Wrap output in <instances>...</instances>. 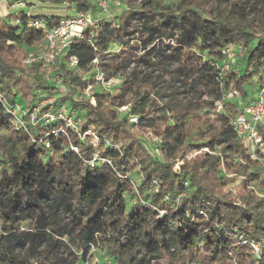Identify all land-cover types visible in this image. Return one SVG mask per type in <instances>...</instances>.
Segmentation results:
<instances>
[{
    "label": "trees",
    "instance_id": "1",
    "mask_svg": "<svg viewBox=\"0 0 264 264\" xmlns=\"http://www.w3.org/2000/svg\"><path fill=\"white\" fill-rule=\"evenodd\" d=\"M62 2L97 20L58 63L64 90L41 64L24 63L43 39L26 24L72 15L20 9L0 27V264H81L89 246L112 264H264V193L255 184L264 187V161L237 137L242 105L228 96L236 90L248 103L264 83V0H242L228 17L187 0H119L117 13L101 17L92 0ZM229 46L245 53L224 69ZM100 53H113L112 64L94 63ZM97 67L124 80L85 94ZM47 98L36 119L65 109L75 128L61 123L65 133L54 135L60 123L26 116V129L12 125L4 103L28 113Z\"/></svg>",
    "mask_w": 264,
    "mask_h": 264
},
{
    "label": "built area",
    "instance_id": "2",
    "mask_svg": "<svg viewBox=\"0 0 264 264\" xmlns=\"http://www.w3.org/2000/svg\"><path fill=\"white\" fill-rule=\"evenodd\" d=\"M118 5L119 2L109 0H96V6L99 10L100 16H108L110 13V6ZM2 7L5 9V15L0 17H5L9 12L24 9L26 5L22 1L16 0H0V13ZM97 20L92 16L90 12H80L75 13L71 17L63 18L59 21L58 25L48 26L46 21L41 19H29L26 26L41 32L43 39L42 42L35 46L31 51L27 53L24 58V63L26 65H31L34 63H39L42 65L45 71V80L51 84L60 86L64 90V86L61 80V77L56 74L58 63L63 60L66 56L68 48L70 46L71 40L73 38H80L83 30L86 28H91L96 26ZM232 47L231 49H229ZM235 50V51H234ZM245 53V48L243 47H233L229 46L224 51L225 56L224 60V69H228L227 62L232 61L234 58L242 57ZM94 63L97 64L95 60ZM68 65L74 67L77 65V59L74 57L69 58ZM108 72L101 69L100 67L96 68L94 75V85L101 86L104 89H109L113 84L115 78L109 77ZM92 89L90 85L86 90L85 94ZM228 96L235 97L239 100V104L242 105V110L236 115L232 121L233 129L246 149L249 157L251 159L259 160L260 163L264 161V141L261 135V129L264 126V83L261 85L257 91L253 100L248 103H244L241 100L239 93L236 90H233ZM0 101H4L3 93H0ZM53 102V98H47L36 103L35 107L31 112L26 113L23 111L22 107L18 103L7 104L4 103L6 111L12 116V125L16 128L26 129V122L23 120V116L28 118V121L33 125L42 122V124H53L60 123L56 130L51 131V134L65 133L63 124L69 128H75L76 124L68 115L67 111L59 110L51 112L49 110L44 111L41 116L36 119V113L41 110V108L46 105H50ZM221 108V103H217V109ZM122 109V108H121ZM130 121L135 122V118H131ZM92 135L91 132L87 133ZM73 151H77L75 147H71ZM259 155H261L259 157ZM98 161L97 155H94L89 165L93 166ZM101 162H108L101 160ZM251 247L255 253L259 251V243H251ZM94 246L88 247V253L86 259H84L81 264H98L96 257L92 256L90 249ZM108 264H112L110 259Z\"/></svg>",
    "mask_w": 264,
    "mask_h": 264
},
{
    "label": "rangeland",
    "instance_id": "3",
    "mask_svg": "<svg viewBox=\"0 0 264 264\" xmlns=\"http://www.w3.org/2000/svg\"><path fill=\"white\" fill-rule=\"evenodd\" d=\"M24 4L26 5V7L24 8V10H28V12H30L31 14L34 15H45V14H53V15H59V16H66V15H74L73 12V8L67 7V5L65 3L62 2V0H23ZM66 3H69L68 0H64ZM95 4H96V0H92ZM113 1H119V0H109V2H113ZM140 1H148V0H136V2H140ZM149 1H160L161 5H166L169 2H172V0H149ZM189 2V4L192 7H196V8H204V9H216L219 10L220 12L223 13V15L225 17L228 16H233V15H229L232 12V9L234 7V5L238 6L242 0H187ZM70 4V3H69ZM111 11L113 13H117L118 10L116 11V9H118L120 7V3L116 6H114V4H111ZM5 8L2 7V11ZM6 11H3L2 13H0V17L5 15ZM101 17V16H99ZM250 18V17H249ZM4 25V21L3 18L0 19V27H2ZM233 47H238V46H233ZM232 47H230L229 49H231ZM113 53H118L120 51L119 47H113ZM235 51V50H234ZM113 53L110 54H104V53H100L98 54V58H97V63L101 64V65H110L112 64V58H113ZM208 52L204 53V57L202 60L200 61H205L206 59H208L207 57ZM125 56V53L122 55ZM198 59V56L196 57ZM121 59V58H120ZM195 59V58H194ZM118 60V59H117ZM238 62V61H237ZM237 66H240L239 62L237 63ZM108 75V74H107ZM109 76V75H108ZM124 80V76L119 73L117 74V76H115V79L113 80V84L116 86L119 84V82ZM255 80H251L248 83V88L250 89V94H254L255 91V84L253 83ZM92 89H96L94 83H92ZM128 96V93L125 95V97ZM124 109H126V106L124 107ZM121 109V110H124ZM0 177H1V173H0ZM134 180L136 182H138V178L137 176H135L133 174ZM255 184H259L260 185V191L262 193H264V187L261 188V184H260V179L257 180L255 182ZM235 187V188H233ZM227 188H224V191ZM239 185L236 184L235 186H232L230 188L232 195H235L237 193V191H239ZM92 252V256L96 257L98 264H108L109 258L107 257V255L104 253V251L102 250L101 247L98 246H94V248L90 249ZM112 263V262H111Z\"/></svg>",
    "mask_w": 264,
    "mask_h": 264
}]
</instances>
